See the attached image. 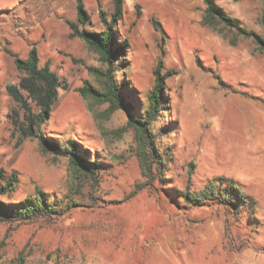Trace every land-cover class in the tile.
<instances>
[{"label":"rangeland","instance_id":"rangeland-1","mask_svg":"<svg viewBox=\"0 0 264 264\" xmlns=\"http://www.w3.org/2000/svg\"><path fill=\"white\" fill-rule=\"evenodd\" d=\"M216 1L264 36L263 0ZM83 2L87 27L101 30L100 12L110 18L114 0ZM204 9L203 0H123L117 28L129 44L116 79L135 115L143 111L139 101L153 86L158 60L177 70L167 79L169 102L151 125L165 170L127 198L146 181L136 130L124 109L108 114L107 103L92 104L78 92L85 80L99 84L89 67L102 63L82 38L70 36L77 0H0V168L6 178L18 177L0 199L17 202L39 187L62 206L52 220L0 221V264H249L264 258V53L251 38L204 25ZM33 45L40 63L49 62L68 84L59 88L43 131L61 143L78 140L80 152L99 161L93 186L79 179L67 156L44 153L36 138L20 141L11 116L16 110L22 119L23 110L6 85L25 73L4 47L25 58ZM218 177L253 196V209L248 204L236 214L224 205L185 202L182 191ZM72 199L77 204L67 209Z\"/></svg>","mask_w":264,"mask_h":264},{"label":"trees","instance_id":"trees-1","mask_svg":"<svg viewBox=\"0 0 264 264\" xmlns=\"http://www.w3.org/2000/svg\"><path fill=\"white\" fill-rule=\"evenodd\" d=\"M203 1L205 3L202 17L204 25L224 36L228 31H235L238 36L251 38L258 50L264 53L263 35L247 28L239 18L228 13L216 0ZM114 2V10L110 18H107L104 11L100 12L104 25L101 30L87 27L89 13L83 0H77L78 22L70 21L69 25L72 30L70 36L82 38L99 55L102 63V67H89L99 84L85 80L84 84L78 88V92L92 104L107 103L106 112L108 114L124 109L128 115V125L136 130L137 156L146 181L136 184L135 189L127 197L131 198L151 185L154 180L161 178L165 170L166 160L163 156L165 153L158 147L157 135L151 125L169 102L167 79L177 74V70L174 68L165 70L163 60H158L153 71V86L144 99L139 101L143 106V111L135 115L136 106L129 100L130 96L123 91L125 87L116 79V73L121 69L120 61L126 60L129 42L127 38L121 40L117 28L123 16V0H114ZM138 11L141 12L139 6ZM262 21L264 23V13ZM230 41L232 44L237 43L236 39ZM4 50L14 57L17 68L25 73L18 83L6 85L8 93L23 110L22 119L19 118L16 110L14 113L17 117L11 116L20 132V141L25 138H36L44 153L51 154L55 158L67 156L79 179L89 180L91 186L95 185L101 170L99 161L90 159L86 154L81 153V143L78 140L70 138L66 143H61L46 135L42 128L51 117L53 106L58 99L59 88H67L68 84L52 69L49 62L40 63L39 52L35 45L31 47L25 58L20 57L7 46ZM217 78L223 85L220 78ZM128 92L134 96L131 91ZM17 183L16 172H12L6 178L4 170L0 168V196L9 195ZM181 194L190 206L202 207L219 204L226 206L236 214L248 204L252 206L249 210H252L257 203L256 199L245 193L235 181L224 177L208 181L203 188L197 191L186 190ZM76 204L77 202L72 199L66 208L70 209ZM60 214H62V206L57 201L50 200L48 194L39 187L35 189L34 194L27 195L17 202L0 199V221L27 222L41 217L52 220Z\"/></svg>","mask_w":264,"mask_h":264},{"label":"crops","instance_id":"crops-1","mask_svg":"<svg viewBox=\"0 0 264 264\" xmlns=\"http://www.w3.org/2000/svg\"><path fill=\"white\" fill-rule=\"evenodd\" d=\"M255 258L254 260H251L249 264H264V258H258V257Z\"/></svg>","mask_w":264,"mask_h":264}]
</instances>
